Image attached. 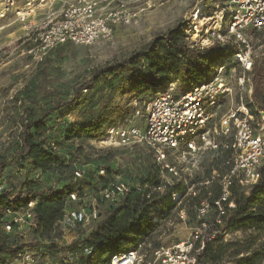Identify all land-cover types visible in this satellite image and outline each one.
<instances>
[{
	"label": "built area",
	"instance_id": "1",
	"mask_svg": "<svg viewBox=\"0 0 264 264\" xmlns=\"http://www.w3.org/2000/svg\"><path fill=\"white\" fill-rule=\"evenodd\" d=\"M57 1L0 0V35L18 25L30 40L27 53L42 62L58 47L91 46L114 27L136 23L154 6L152 0H70L62 4L57 16H51ZM212 6L200 5L185 16L181 23L185 43L200 51H216L217 47L233 42V54L223 57L211 67L207 76L186 91L176 93V82L164 83L158 96L143 108L133 109L132 115L118 125L107 126L100 141L108 146H145L152 152L154 163L160 167V183L152 189L144 187L149 191L146 199L154 193L167 198L171 208L180 207L174 219L178 224L190 223L187 235L170 245L137 242L134 248L109 254L106 264H209L201 262L200 257L206 244L220 235H227L223 218L235 208L230 200L231 186L235 184L245 189L260 178L259 169L264 161V114L261 113L259 123H255L251 112L255 108L251 80L253 57L246 31L254 32L264 27V0H220ZM43 10H49L48 14L37 20ZM236 68L240 72L232 85L227 71ZM235 92L237 105L220 113L225 100L231 99ZM140 118L144 119L141 125ZM206 151L229 153L222 162V174L214 170L210 180L188 183L181 177L186 160ZM83 174L84 170L77 169L73 178L80 180ZM98 174L104 176L105 170L99 168ZM39 175L36 173V178ZM215 179L219 180L217 198L213 199L211 193L202 198V189ZM195 186L200 188L194 189ZM142 190L139 183L112 181L99 196L100 201L116 205L132 191ZM194 198L197 203L191 205L190 199ZM80 199L77 193L69 195L59 227L65 221L82 226L89 220H97L96 210L88 212L79 203ZM33 205V202L28 204L27 217L33 215ZM166 212L159 208L149 226L156 228L169 222L172 218ZM19 221L15 217L13 224ZM173 224V221L168 223ZM5 229L10 231L11 226ZM83 253L91 256L93 249L86 248ZM67 258H74V254H67Z\"/></svg>",
	"mask_w": 264,
	"mask_h": 264
},
{
	"label": "rangeland",
	"instance_id": "2",
	"mask_svg": "<svg viewBox=\"0 0 264 264\" xmlns=\"http://www.w3.org/2000/svg\"><path fill=\"white\" fill-rule=\"evenodd\" d=\"M70 0H58L51 10V16H57L62 4ZM154 6L144 13L139 20L131 25H120L104 38L91 46L67 45L60 47L59 52H51L42 62H37L29 55L30 40L18 25H13L0 35V159L9 161L13 158L18 142V134L22 123L31 110L39 111L44 94L52 90L62 98L69 99L75 86L86 77L89 71L113 60H122L131 53L147 48L155 37H163L170 29L175 28L185 20L193 9L203 4L217 5L220 0H152ZM48 7V6H47ZM45 9V8H44ZM47 11L46 13H44ZM41 11L39 17L47 15L49 10ZM251 46L253 65L264 63V27L258 31H246ZM235 45L233 42H230ZM227 71V78L235 85L239 74ZM173 74H169V79ZM195 80L182 81L176 84V93L188 90ZM102 85V84H101ZM162 89L150 85L135 87L130 83L115 85L113 89L99 87L95 92H83L92 96L91 103L95 115L103 118L101 128L90 133L82 131V122L87 109L70 113L61 118L52 115L48 122V132L45 143L52 147L64 163L67 171L77 169H92L97 166L107 167L109 175L115 182L138 184L145 180L157 167L153 161L152 152L145 146L117 147L101 144L105 127L109 124L124 121L132 115L133 109H141L150 99L158 96ZM238 95L235 92L231 99L225 100L220 113L237 105ZM89 106V104H88ZM90 107V106H89ZM136 107V108H135ZM261 113L254 116L259 123ZM140 118L139 124L143 123ZM67 131V133H66ZM81 151V158L76 157L74 150ZM165 152H169L165 150ZM221 155L206 151L196 157L188 158L181 172L188 183L204 181L209 167L220 173L219 161ZM264 162V161H263ZM222 167V164H221ZM213 170V171H214ZM212 175V172H211ZM35 179L42 187H53L57 190L63 187L78 190L83 185L78 180L66 176L59 177L53 173H36L30 167H22L15 163L8 166L2 173L1 181L5 187L14 188L27 179ZM174 184L175 179H170ZM216 180V179H215ZM217 182V180H216ZM200 186H195L198 189ZM79 203L93 209L97 214L103 212L100 197L96 193L86 191ZM69 206H73L69 204ZM173 225L166 222L152 231L145 230L143 238L153 245H170L179 242L187 235L190 223L178 224L175 221L176 211L166 206ZM27 209L19 213L6 214V226L13 219H20L15 228L4 232L10 236L16 246H24L20 254L10 257L8 264H78L77 258H67L63 250L84 237L95 225L96 220H89L82 226H73L68 221L61 225V237L57 240L40 241L33 234V215L27 217ZM249 233H229L223 237L222 243L243 242ZM29 257V258H28ZM218 264H234V259L226 255ZM261 264H264V260Z\"/></svg>",
	"mask_w": 264,
	"mask_h": 264
},
{
	"label": "trees",
	"instance_id": "3",
	"mask_svg": "<svg viewBox=\"0 0 264 264\" xmlns=\"http://www.w3.org/2000/svg\"><path fill=\"white\" fill-rule=\"evenodd\" d=\"M234 49L233 44L217 47L216 51H200L189 48L185 43L181 24H179L168 30L165 36L153 38L147 48L133 52L120 61L113 60L93 68L75 86L73 95L69 99L62 98L59 93L52 90L47 91L44 94L45 101L42 102L39 111L31 110L22 123L13 158L6 162L0 159V264H8L10 257L20 254L24 247L16 246L10 236L4 232L7 213H19L22 209H27L28 204L33 202L31 229L35 238L40 241L57 240L61 237L58 223L62 221L65 209L68 207L69 195L77 193L81 198L86 191L99 195L100 191L107 188L113 181L107 167L97 166L92 169H84L82 178L78 180L83 185L78 190L70 187H63L59 190L53 187L44 188L33 178L19 182L18 186L14 188L2 185V173L8 166L15 163L22 167H30L31 171L35 173H53L59 177L66 176L70 180L73 179L74 170L67 171L54 149L45 143L48 122L52 115L56 114L63 118L85 108L87 113L81 128L83 132H93L101 128L103 118L101 115H95L91 103L92 96L84 94L83 90L95 92L100 86L113 89L115 85L123 83H130L135 87L146 84L162 89L164 83H178L179 79L182 81L195 80L194 83H196L207 76L211 67L223 57L232 55ZM59 51L60 47L53 50V52ZM170 73L173 74V79H169ZM251 80L253 85L252 100L255 105L251 112L254 116L257 113L264 114L263 62L253 65ZM74 153H76V157L73 160L81 158L79 149L74 150ZM218 153L221 155V160L217 170L222 174L224 169L221 164L229 153ZM156 166L154 172L145 180L138 182L143 187L141 192L132 191L116 205L100 201L104 210L99 213L93 228L77 242L66 247L63 254L66 256L69 253L74 254L78 264H106L109 254L134 248L137 242H146L143 238L144 231L155 229V227L149 226L153 215L159 208L168 213L166 206L169 205V201L167 198H160L153 193L150 194L149 200L146 199L149 191L144 187L152 189L160 183V167ZM99 168L105 170L104 176L98 174ZM213 170L209 167L204 181L210 180ZM259 172L260 178L256 184L245 189L235 184L231 186L230 200L234 202L235 208L229 210L223 218L224 233L241 232L249 233V235L241 243H222L223 236L216 237L211 243L206 244L200 257L201 262L218 264L226 255L234 259V264H261L263 262L264 162ZM216 180L202 189L200 193L202 198L206 197L208 193H211L213 199L217 198L219 180ZM190 202L191 205H194L197 203V198L190 199ZM10 226L15 228L16 225L11 223ZM86 248L93 249L91 256L84 255L83 252Z\"/></svg>",
	"mask_w": 264,
	"mask_h": 264
},
{
	"label": "crops",
	"instance_id": "4",
	"mask_svg": "<svg viewBox=\"0 0 264 264\" xmlns=\"http://www.w3.org/2000/svg\"><path fill=\"white\" fill-rule=\"evenodd\" d=\"M43 11H45V10H43ZM40 13H41V12H39V14H38V18H37V20H39L40 18H42V17H39Z\"/></svg>",
	"mask_w": 264,
	"mask_h": 264
}]
</instances>
